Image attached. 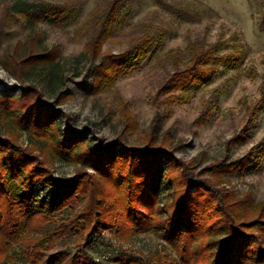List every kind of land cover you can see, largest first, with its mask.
<instances>
[{
	"label": "trees",
	"instance_id": "1",
	"mask_svg": "<svg viewBox=\"0 0 264 264\" xmlns=\"http://www.w3.org/2000/svg\"><path fill=\"white\" fill-rule=\"evenodd\" d=\"M81 8L79 0H41L15 7L13 12L31 26L39 20L60 26L74 21ZM129 11L130 0H102L76 28L90 31L88 52L101 57L91 69L93 91L109 87L118 73L143 61L152 46L154 52L161 47L165 31L147 26L123 53L100 55L101 43L113 31L120 12ZM260 27L264 28V11ZM27 44L17 54V65H5L22 84L35 66L52 65L58 56L33 42ZM185 50V59L176 50L169 52L174 71L161 88L163 94L179 92L170 99L182 103L211 84L220 67L239 69L245 58L238 40L231 46L222 41L207 43L204 38L188 40ZM51 71L57 73L54 65ZM69 96L67 91L59 93L55 104L62 105ZM256 104L249 112L251 124L264 110V97ZM211 105L205 104L206 114ZM0 125L8 130L0 132V264L11 262L16 246L26 248L20 255L29 264H105L94 252L110 247L103 235L107 230L122 241L157 233L174 258L161 252L148 255L154 264H264V207L222 186L224 177L264 170V139L240 159L227 157L191 174L164 143L157 147L154 143L125 147L121 141L106 147L94 144L66 127L61 110L43 100L32 85L21 86L19 94L0 91ZM23 133L31 143L42 144L44 152L38 153L32 144L25 148L19 144ZM56 160L77 165L74 177L54 178L51 166ZM36 187H52L54 193L39 198ZM164 188L169 194L162 205ZM65 208L71 210L69 219H60L53 229L34 236L53 221V213ZM71 231L75 251H54L57 241ZM115 262L143 264V258L120 248Z\"/></svg>",
	"mask_w": 264,
	"mask_h": 264
},
{
	"label": "rangeland",
	"instance_id": "2",
	"mask_svg": "<svg viewBox=\"0 0 264 264\" xmlns=\"http://www.w3.org/2000/svg\"><path fill=\"white\" fill-rule=\"evenodd\" d=\"M40 1L0 0V91L19 94L21 86L32 85L41 92L43 100L61 110L66 127L83 133L94 144L106 147L121 141L125 147H145L147 143L157 147L164 143L191 174L227 157L240 159L264 139V110L253 124L249 117V112L264 97V28L260 27L264 0H130L129 13L120 12L113 31L101 43L100 55L123 53L130 40L140 36L147 26L165 31L161 47L154 52L155 45L152 46L143 61L134 63L127 72L118 73L109 87L98 92L90 88L91 69L101 57L88 52L90 31H76V28L102 0H79L80 14L74 21L60 26L42 20L31 26L26 18L13 12L15 7L32 2L36 5ZM199 38L207 43L222 41L229 46L238 40L245 51L243 63L236 70L220 67L212 83L191 95L188 103L171 100L172 95L180 93L161 92L174 71L173 55L169 52L176 50L185 59L188 40ZM31 42L58 56L52 65L35 66L22 84L5 65L9 62L17 65L20 49ZM53 65L57 73L51 71ZM65 91L70 93L69 98L57 106V95ZM207 103L212 105L206 114ZM7 131L6 126L0 125V132ZM18 142L24 148L32 144L38 153L44 152L43 145L37 141L31 143L25 133ZM51 169L54 178L65 181L74 177L78 167L56 160ZM223 180L222 186L241 199L248 196L255 206L264 207V170L230 175ZM35 190L39 198L54 193L52 187ZM168 194L166 188L162 189V205ZM34 207L39 209L38 205ZM70 216L69 208L53 213V221L34 236L45 234L59 225L60 219L67 220ZM103 235L110 247L95 251L94 256L105 264H118L115 259L120 248L141 256L143 264H154L147 256L157 252L174 258L170 248L154 232L134 235L128 241H122L110 230ZM75 249V234L71 231L57 241L54 251L71 253ZM23 250L26 248L16 246L9 264H29L20 255Z\"/></svg>",
	"mask_w": 264,
	"mask_h": 264
}]
</instances>
